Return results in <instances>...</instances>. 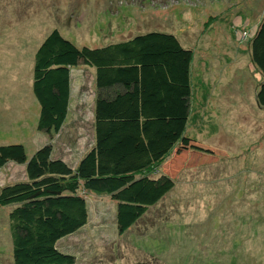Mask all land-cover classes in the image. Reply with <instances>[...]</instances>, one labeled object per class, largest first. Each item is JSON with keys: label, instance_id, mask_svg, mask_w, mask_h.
I'll return each instance as SVG.
<instances>
[{"label": "rangeland", "instance_id": "1", "mask_svg": "<svg viewBox=\"0 0 264 264\" xmlns=\"http://www.w3.org/2000/svg\"><path fill=\"white\" fill-rule=\"evenodd\" d=\"M263 17L264 0H0V145L21 143L27 157L51 143L52 156L71 162L73 149L94 143L89 64L71 69L64 131L37 127L35 52L53 29L90 47L162 30L193 50L184 135L212 151L188 156L181 138L174 161L201 163L184 168L170 156L152 175L167 172L173 188L121 234L117 202L87 192V223L57 241L75 255L73 264H264V109L247 44ZM25 177V164L9 161L0 167V188ZM13 206L0 207V264H13Z\"/></svg>", "mask_w": 264, "mask_h": 264}, {"label": "trees", "instance_id": "2", "mask_svg": "<svg viewBox=\"0 0 264 264\" xmlns=\"http://www.w3.org/2000/svg\"><path fill=\"white\" fill-rule=\"evenodd\" d=\"M247 44L261 76L256 102L264 109V17ZM192 61L193 50L162 30L95 47L77 46L56 28L46 35L33 67V93L40 105L37 127L60 131L71 104V69L89 64L97 89L94 143L76 165L52 156L51 143L30 157L21 143L0 145V167L9 161L25 164L23 180L0 188V207L14 204L8 214L13 264L75 263V255L61 250L57 241L87 223V192L108 194L117 202V231L124 233L173 188L170 174H152L170 156L174 161L175 146L184 148L177 144L181 138L187 140L188 156L211 150L184 135ZM189 161L174 162L184 168L201 163Z\"/></svg>", "mask_w": 264, "mask_h": 264}, {"label": "crops", "instance_id": "3", "mask_svg": "<svg viewBox=\"0 0 264 264\" xmlns=\"http://www.w3.org/2000/svg\"><path fill=\"white\" fill-rule=\"evenodd\" d=\"M73 80V79H72ZM71 94H72V91H71ZM70 109H71V106H70V108H69V113H70ZM69 117V114L67 115V118ZM67 123V120L63 123V125H62V127H61V129H60V131L58 132V133H56V134H59L61 131H64V128H65V124ZM75 127V126H74ZM94 129V128H93ZM75 132V131H74ZM93 134H94V130H93ZM87 150V149H86ZM86 150L84 151V152H86ZM84 152L83 153H78V151H76L75 149H73V151L70 153V157H72V159H71V162H68V163H70V164H72V165H76L77 163H78V161H79V159H80V157L84 154ZM65 157L64 158H66V155H64ZM63 158V157H62ZM65 161H66V159H65Z\"/></svg>", "mask_w": 264, "mask_h": 264}]
</instances>
